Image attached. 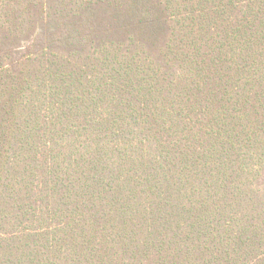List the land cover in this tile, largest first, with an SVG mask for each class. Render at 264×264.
Instances as JSON below:
<instances>
[{"label": "trees", "instance_id": "16d2710c", "mask_svg": "<svg viewBox=\"0 0 264 264\" xmlns=\"http://www.w3.org/2000/svg\"><path fill=\"white\" fill-rule=\"evenodd\" d=\"M0 264H264V0H0Z\"/></svg>", "mask_w": 264, "mask_h": 264}]
</instances>
